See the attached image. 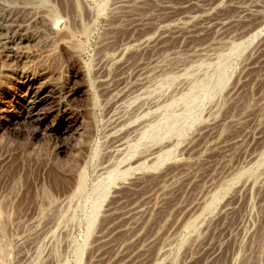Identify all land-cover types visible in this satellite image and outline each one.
<instances>
[{
  "label": "rangeland",
  "instance_id": "1",
  "mask_svg": "<svg viewBox=\"0 0 264 264\" xmlns=\"http://www.w3.org/2000/svg\"><path fill=\"white\" fill-rule=\"evenodd\" d=\"M2 2L0 264H264V0Z\"/></svg>",
  "mask_w": 264,
  "mask_h": 264
},
{
  "label": "bare ground",
  "instance_id": "2",
  "mask_svg": "<svg viewBox=\"0 0 264 264\" xmlns=\"http://www.w3.org/2000/svg\"><path fill=\"white\" fill-rule=\"evenodd\" d=\"M4 2V1H3ZM3 2H2V0L0 1V7L2 6V5H4L3 4ZM5 5H6V3H5ZM28 5V4H27ZM7 6V5H6ZM30 6V5H29ZM3 7V6H2ZM1 7V8H2ZM0 8V9H1ZM6 9V8H5ZM7 9H9V6H8V8ZM6 9V10H7ZM9 12H10V10H9ZM5 13V12H4ZM3 14V12L1 11V15ZM7 14V13H6ZM9 15H11V14H9ZM6 16V15H5ZM9 17V16H8ZM2 18V17H1ZM3 18H4V16H3ZM7 21V20H6ZM13 21V20H12ZM10 24H11V22H9ZM13 23V22H12ZM14 24V23H13ZM12 24V25H13ZM9 25V24H8ZM7 27V26H6ZM9 27V26H8ZM3 29V28H2ZM4 29H5V27H4ZM259 30H260V28H257L255 31H253L251 34H250V38H254L255 37V35H257V33L259 32ZM262 30V29H261ZM261 32V31H260ZM259 32V33H260ZM258 33V34H259ZM262 34V33H261ZM44 99V98H43ZM41 101H42V97L41 96H36V98H35V100L34 101H31V107H30V113L31 112H33V110L39 105V103H41ZM129 211V210H128ZM131 216V215H130ZM212 253V252H211Z\"/></svg>",
  "mask_w": 264,
  "mask_h": 264
}]
</instances>
